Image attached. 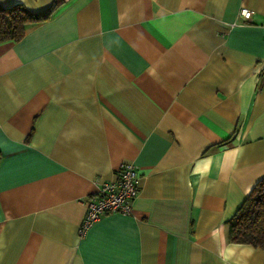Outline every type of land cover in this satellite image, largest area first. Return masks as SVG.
<instances>
[{
    "label": "crops",
    "instance_id": "crops-1",
    "mask_svg": "<svg viewBox=\"0 0 264 264\" xmlns=\"http://www.w3.org/2000/svg\"><path fill=\"white\" fill-rule=\"evenodd\" d=\"M14 3L55 6L0 41V264H264L227 231L264 177V0ZM122 162L131 212L79 236Z\"/></svg>",
    "mask_w": 264,
    "mask_h": 264
},
{
    "label": "trees",
    "instance_id": "trees-1",
    "mask_svg": "<svg viewBox=\"0 0 264 264\" xmlns=\"http://www.w3.org/2000/svg\"><path fill=\"white\" fill-rule=\"evenodd\" d=\"M54 6L53 3L33 12L20 3L0 5V41L19 40L29 25L49 19ZM227 231L231 241L264 248V177L254 184L227 220Z\"/></svg>",
    "mask_w": 264,
    "mask_h": 264
},
{
    "label": "built area",
    "instance_id": "built-area-1",
    "mask_svg": "<svg viewBox=\"0 0 264 264\" xmlns=\"http://www.w3.org/2000/svg\"><path fill=\"white\" fill-rule=\"evenodd\" d=\"M252 11L246 7L239 9V16L249 19ZM140 174L131 162H122L111 180L95 183V190L86 201V212L78 227V235L85 232L102 216L109 213L129 214L131 203L137 194Z\"/></svg>",
    "mask_w": 264,
    "mask_h": 264
}]
</instances>
